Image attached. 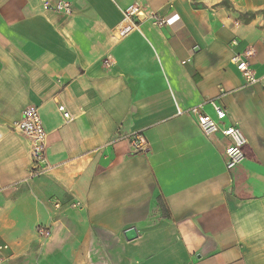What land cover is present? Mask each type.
Instances as JSON below:
<instances>
[{
    "label": "crops",
    "instance_id": "1",
    "mask_svg": "<svg viewBox=\"0 0 264 264\" xmlns=\"http://www.w3.org/2000/svg\"><path fill=\"white\" fill-rule=\"evenodd\" d=\"M64 1L69 16L0 0L2 264H264V0ZM249 48L258 83L245 87L230 59ZM211 99L247 140L232 170L226 139L185 113ZM28 106L51 167L36 178L12 129Z\"/></svg>",
    "mask_w": 264,
    "mask_h": 264
},
{
    "label": "built area",
    "instance_id": "2",
    "mask_svg": "<svg viewBox=\"0 0 264 264\" xmlns=\"http://www.w3.org/2000/svg\"><path fill=\"white\" fill-rule=\"evenodd\" d=\"M41 7L46 12L57 13L64 16L72 14L73 9L69 2L64 0H40ZM140 15V8L136 5H130L124 10L123 25L121 35H126L137 28V21ZM150 20L157 27L167 24L164 16H150ZM232 48L238 46V41L233 40L230 44ZM253 49L249 48L240 54H234L230 61L235 66L244 80V86H253L258 83V78L252 69L250 59ZM184 63V62H183ZM223 94V93H222ZM210 108L211 114L206 109ZM63 113L65 121L71 120V116L65 112L63 107H59ZM185 113L195 119V123L201 134L211 139L219 134L226 139L227 143L224 148L225 167L232 170L241 165L246 159L245 148L247 140L237 126L226 125V112L216 103V99L205 101L197 106L189 108ZM12 129L24 136L30 144V171L29 176L36 178L44 176L51 170L45 159L46 137L39 110L36 106H28L22 110L20 119L13 123ZM130 145L137 153H141L147 148V140L142 134H135L130 138ZM37 235L41 238H47L50 230L40 226L36 230ZM7 245H0V264L4 261V253L8 251Z\"/></svg>",
    "mask_w": 264,
    "mask_h": 264
},
{
    "label": "water",
    "instance_id": "3",
    "mask_svg": "<svg viewBox=\"0 0 264 264\" xmlns=\"http://www.w3.org/2000/svg\"><path fill=\"white\" fill-rule=\"evenodd\" d=\"M124 235H125L126 240L128 241H131L136 238V234L133 229L127 230Z\"/></svg>",
    "mask_w": 264,
    "mask_h": 264
}]
</instances>
